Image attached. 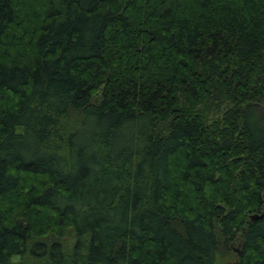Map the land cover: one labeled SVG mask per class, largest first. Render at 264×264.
<instances>
[{
  "label": "trees",
  "instance_id": "1",
  "mask_svg": "<svg viewBox=\"0 0 264 264\" xmlns=\"http://www.w3.org/2000/svg\"><path fill=\"white\" fill-rule=\"evenodd\" d=\"M237 239L264 264V0H0V264Z\"/></svg>",
  "mask_w": 264,
  "mask_h": 264
},
{
  "label": "rangeland",
  "instance_id": "2",
  "mask_svg": "<svg viewBox=\"0 0 264 264\" xmlns=\"http://www.w3.org/2000/svg\"><path fill=\"white\" fill-rule=\"evenodd\" d=\"M210 119H213V120H211V121H215V120H217L218 118H215V117H211ZM7 206H5V208H6ZM7 209H8V207H7ZM6 212V211H5ZM9 216V215H8ZM52 239H50V238H47V239H45V240H42L41 242H43V243H45V244H49L50 243V241H51ZM240 245H241V242H240V240H235L234 242H232V243H230L229 244V250H228V252H230L229 254H227L225 257H223L222 255L221 256H219V258L217 259V263L216 264H234L235 263V257H234V255L236 254L235 252H237V250L240 248ZM14 262H18V260H14Z\"/></svg>",
  "mask_w": 264,
  "mask_h": 264
},
{
  "label": "water",
  "instance_id": "3",
  "mask_svg": "<svg viewBox=\"0 0 264 264\" xmlns=\"http://www.w3.org/2000/svg\"><path fill=\"white\" fill-rule=\"evenodd\" d=\"M257 219V217L256 216H254V217H251V221H255Z\"/></svg>",
  "mask_w": 264,
  "mask_h": 264
}]
</instances>
